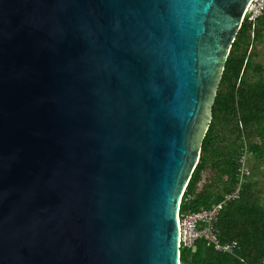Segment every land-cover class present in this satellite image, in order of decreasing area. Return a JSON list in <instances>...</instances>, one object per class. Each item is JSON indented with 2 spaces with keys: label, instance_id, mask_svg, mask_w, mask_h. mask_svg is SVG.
<instances>
[{
  "label": "water",
  "instance_id": "95a60500",
  "mask_svg": "<svg viewBox=\"0 0 264 264\" xmlns=\"http://www.w3.org/2000/svg\"><path fill=\"white\" fill-rule=\"evenodd\" d=\"M249 2L0 0V264H180Z\"/></svg>",
  "mask_w": 264,
  "mask_h": 264
},
{
  "label": "trees",
  "instance_id": "16d2710c",
  "mask_svg": "<svg viewBox=\"0 0 264 264\" xmlns=\"http://www.w3.org/2000/svg\"><path fill=\"white\" fill-rule=\"evenodd\" d=\"M264 18L244 20L235 37L211 108V121L179 211L190 213L218 204L236 189L244 152L264 163V70L252 64L254 46L262 37ZM248 71L256 79L245 81ZM207 173L213 178L203 179ZM216 227L222 242H237L233 253L216 252L202 240L194 250L180 248V264H264V202L249 178L240 198L225 202Z\"/></svg>",
  "mask_w": 264,
  "mask_h": 264
},
{
  "label": "built area",
  "instance_id": "2783aa9c",
  "mask_svg": "<svg viewBox=\"0 0 264 264\" xmlns=\"http://www.w3.org/2000/svg\"><path fill=\"white\" fill-rule=\"evenodd\" d=\"M264 18V0H250L247 5L243 21L255 22L257 19ZM241 166L238 169V183L236 189L226 193L223 200L211 205L208 208L190 213L177 214V225L179 230V247L194 250L195 242L204 241L207 247L212 248L216 252L233 253L237 248V242H222L216 227L217 216L221 211V205L225 202L236 201L240 198L242 183H245L249 176V171L240 160Z\"/></svg>",
  "mask_w": 264,
  "mask_h": 264
},
{
  "label": "rangeland",
  "instance_id": "374dc122",
  "mask_svg": "<svg viewBox=\"0 0 264 264\" xmlns=\"http://www.w3.org/2000/svg\"><path fill=\"white\" fill-rule=\"evenodd\" d=\"M254 56L251 60L252 64L261 65L264 70V31L262 37L254 46ZM245 81L248 83L254 82L256 79L255 74L252 71H248L244 77ZM243 162L249 171V176H247L251 181L255 182V189L258 191L261 201L264 202V163L254 159L249 153L244 152ZM212 179V176L204 173L203 179Z\"/></svg>",
  "mask_w": 264,
  "mask_h": 264
}]
</instances>
